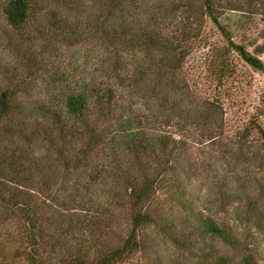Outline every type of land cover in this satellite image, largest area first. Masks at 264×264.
Masks as SVG:
<instances>
[{"label": "trees", "instance_id": "trees-1", "mask_svg": "<svg viewBox=\"0 0 264 264\" xmlns=\"http://www.w3.org/2000/svg\"><path fill=\"white\" fill-rule=\"evenodd\" d=\"M258 16L264 0H0V264H255L186 185L208 174L194 141L221 142L226 166L257 164L233 210L264 240V140H251L264 132L252 120L222 143L218 90L233 53L264 72V28L236 39ZM207 22L221 41L207 43Z\"/></svg>", "mask_w": 264, "mask_h": 264}, {"label": "rangeland", "instance_id": "rangeland-1", "mask_svg": "<svg viewBox=\"0 0 264 264\" xmlns=\"http://www.w3.org/2000/svg\"><path fill=\"white\" fill-rule=\"evenodd\" d=\"M262 27L264 28V19L258 16L253 20V23L249 26L247 31L245 30L244 33L239 32L240 34H237L236 39L242 40L245 43L252 42V39ZM204 33L209 39L207 43H209V41L222 40L219 32L209 22L206 23ZM256 41L257 43H261L262 39L257 38ZM206 50L207 48L201 47L200 44L198 48H193L186 60L184 70L192 81L200 80L203 73H206V67L203 64L204 59L206 58ZM0 57L6 60L8 58L5 55H0ZM260 58L264 63V54H262ZM230 62H232L233 67L236 69L235 74L228 79L220 89H218L221 90L219 96L225 109V132L222 138V143H225L226 145L230 143L233 137H235V132L237 130L243 128L248 123L250 125L252 120L257 122L264 132V72L252 69L235 53L232 54ZM207 86H209L208 80H201L200 85H198L200 89L204 87L206 88ZM215 92L212 84V92L207 90L203 93L214 96L218 91ZM252 137L251 140L253 142L256 139L264 140V134L260 132L254 134ZM220 143L203 144L194 141L189 145L192 157H195L201 166H206L208 174H205L201 180L193 179L189 185H186V187L189 188L194 196L198 211H202L208 215L211 214L219 221L233 226L238 232V237L241 241V248H244L245 250L247 249L246 251L250 253L255 264H264V240L261 231L254 226L238 223L234 218L233 210L235 206V192L241 190L240 185L242 183L241 181H243L241 178L243 175L244 177L248 176L246 168L250 165L257 166V164H254V162L251 164L249 162L244 163L242 166H226L225 159L223 158L225 156L222 157L220 155L223 154L221 152L222 148L219 146ZM250 144L246 146L251 148L249 146ZM262 145H264L263 142ZM256 146L258 145L256 144ZM239 166H241V169H239ZM259 168L260 169H256L257 172L255 171V176L257 179L260 176L264 184V167ZM252 180L253 179L251 178V181ZM216 185L222 186V190L229 189L231 191L230 198L234 200L225 208L222 207L218 200L214 201V203L210 201L212 200V198H210L211 193L217 191ZM262 199L264 201V194ZM150 235L155 236L154 234ZM157 244H159L157 247L158 253L161 256L165 257L168 253V255H171L173 258L175 257V255H173L174 249L170 244L161 242V240L160 242L158 241ZM134 264H142V262L138 259V261H134Z\"/></svg>", "mask_w": 264, "mask_h": 264}]
</instances>
